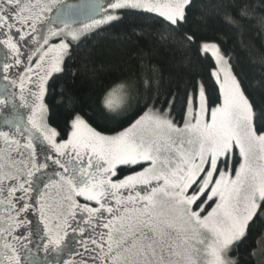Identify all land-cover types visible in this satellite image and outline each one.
<instances>
[{
    "label": "snow or ice",
    "instance_id": "obj_1",
    "mask_svg": "<svg viewBox=\"0 0 264 264\" xmlns=\"http://www.w3.org/2000/svg\"><path fill=\"white\" fill-rule=\"evenodd\" d=\"M255 26L264 0H0V264H264ZM112 30L129 61L86 101ZM145 35L182 87L133 57Z\"/></svg>",
    "mask_w": 264,
    "mask_h": 264
},
{
    "label": "trees",
    "instance_id": "obj_2",
    "mask_svg": "<svg viewBox=\"0 0 264 264\" xmlns=\"http://www.w3.org/2000/svg\"><path fill=\"white\" fill-rule=\"evenodd\" d=\"M245 39L253 52H258L261 47H264V32H261L258 26L249 29ZM137 43L138 46L135 47V51L132 53L134 58L135 53L148 52L152 60L161 66L165 85L169 81H173V88L178 85L183 86L185 69L181 66L182 57L179 52L159 48L155 45L151 35H145L144 39ZM93 46L96 49L95 79L85 80L81 85V91L86 101L90 94L98 89L102 81L122 74V71L126 69L129 61V52L132 48V46L121 43L118 40L116 30L102 33L100 37L93 40ZM238 70L246 75L247 80L252 85L253 95L259 100L262 95L258 86V80L261 75L259 65L249 63L247 58L241 57ZM98 121L108 128L116 126L115 121L106 120L103 116L98 115Z\"/></svg>",
    "mask_w": 264,
    "mask_h": 264
},
{
    "label": "flooded vegetation",
    "instance_id": "obj_3",
    "mask_svg": "<svg viewBox=\"0 0 264 264\" xmlns=\"http://www.w3.org/2000/svg\"><path fill=\"white\" fill-rule=\"evenodd\" d=\"M70 2H79V0H70Z\"/></svg>",
    "mask_w": 264,
    "mask_h": 264
},
{
    "label": "rangeland",
    "instance_id": "obj_4",
    "mask_svg": "<svg viewBox=\"0 0 264 264\" xmlns=\"http://www.w3.org/2000/svg\"><path fill=\"white\" fill-rule=\"evenodd\" d=\"M3 146L2 145H0V148H2ZM53 196H55V193H53Z\"/></svg>",
    "mask_w": 264,
    "mask_h": 264
}]
</instances>
